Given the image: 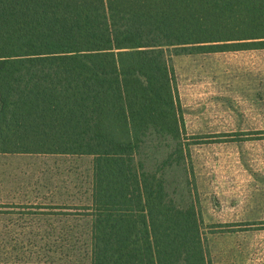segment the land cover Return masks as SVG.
<instances>
[{"label":"trees","instance_id":"16d2710c","mask_svg":"<svg viewBox=\"0 0 264 264\" xmlns=\"http://www.w3.org/2000/svg\"><path fill=\"white\" fill-rule=\"evenodd\" d=\"M251 48L264 0H0V152L91 156L84 238L33 264H211L194 186L168 189L185 159L171 56ZM151 135L174 142L155 168Z\"/></svg>","mask_w":264,"mask_h":264},{"label":"rangeland","instance_id":"374dc122","mask_svg":"<svg viewBox=\"0 0 264 264\" xmlns=\"http://www.w3.org/2000/svg\"><path fill=\"white\" fill-rule=\"evenodd\" d=\"M171 60L185 159L165 169L168 189L183 202L194 186L211 264H264V48ZM173 145L151 135L140 158L155 168ZM90 179L91 156L0 153V264L67 260Z\"/></svg>","mask_w":264,"mask_h":264},{"label":"crops","instance_id":"0c3cea01","mask_svg":"<svg viewBox=\"0 0 264 264\" xmlns=\"http://www.w3.org/2000/svg\"><path fill=\"white\" fill-rule=\"evenodd\" d=\"M0 153H3V152H0ZM4 154H7V152H4ZM17 154H22V153H17ZM23 154H33V153H23ZM34 154H37V153H34ZM56 155H68V154H56ZM80 156H83V155H80ZM77 205L79 206L80 204H69V203H67L66 207L67 206L77 207ZM82 205H84V204H82Z\"/></svg>","mask_w":264,"mask_h":264}]
</instances>
